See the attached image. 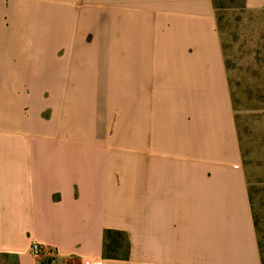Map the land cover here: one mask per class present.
<instances>
[{"label": "crops", "instance_id": "1", "mask_svg": "<svg viewBox=\"0 0 264 264\" xmlns=\"http://www.w3.org/2000/svg\"><path fill=\"white\" fill-rule=\"evenodd\" d=\"M32 242L261 264L213 0H0V264Z\"/></svg>", "mask_w": 264, "mask_h": 264}, {"label": "rangeland", "instance_id": "2", "mask_svg": "<svg viewBox=\"0 0 264 264\" xmlns=\"http://www.w3.org/2000/svg\"><path fill=\"white\" fill-rule=\"evenodd\" d=\"M213 6L241 168L264 264V8L249 9L245 0H213Z\"/></svg>", "mask_w": 264, "mask_h": 264}, {"label": "trees", "instance_id": "3", "mask_svg": "<svg viewBox=\"0 0 264 264\" xmlns=\"http://www.w3.org/2000/svg\"><path fill=\"white\" fill-rule=\"evenodd\" d=\"M106 256L114 257V252L121 246L123 240V234L120 232H106ZM107 253L109 255H107ZM116 253V252H115Z\"/></svg>", "mask_w": 264, "mask_h": 264}, {"label": "built area", "instance_id": "4", "mask_svg": "<svg viewBox=\"0 0 264 264\" xmlns=\"http://www.w3.org/2000/svg\"><path fill=\"white\" fill-rule=\"evenodd\" d=\"M29 252L33 257H38L42 258L44 256H50L52 261L50 264H60V260L58 259V255L54 253H47L43 245L37 243V242H32L29 246Z\"/></svg>", "mask_w": 264, "mask_h": 264}]
</instances>
